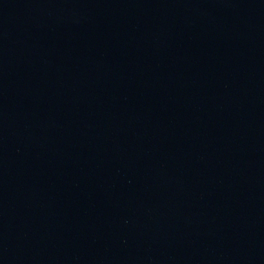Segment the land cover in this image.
<instances>
[{"label": "water", "instance_id": "1", "mask_svg": "<svg viewBox=\"0 0 264 264\" xmlns=\"http://www.w3.org/2000/svg\"><path fill=\"white\" fill-rule=\"evenodd\" d=\"M0 264H264V0H0Z\"/></svg>", "mask_w": 264, "mask_h": 264}]
</instances>
